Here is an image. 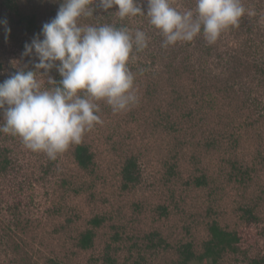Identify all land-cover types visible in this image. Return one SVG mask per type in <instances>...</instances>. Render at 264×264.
Wrapping results in <instances>:
<instances>
[{"label":"rangeland","instance_id":"rangeland-1","mask_svg":"<svg viewBox=\"0 0 264 264\" xmlns=\"http://www.w3.org/2000/svg\"><path fill=\"white\" fill-rule=\"evenodd\" d=\"M16 2L18 12L36 17V28L26 30L0 5V20L11 29L8 34L0 25V82L31 68L21 55L24 45L63 0ZM242 3L255 15L246 14L215 44L201 33L165 48L147 15L122 20L116 8L81 20L146 33L148 47L128 65L138 103L114 113L97 102L102 123L79 143L95 156L90 170L74 160L79 144L53 160L0 132L12 161L0 170V264H105L106 253L116 264H176L182 245L203 251L214 222L241 239L237 252L219 264H251L264 256V0ZM171 4L196 8V0ZM141 5L146 13L144 0ZM52 75L60 79L55 70ZM131 156L138 158L141 178L125 189L122 170ZM203 177L205 184L197 185ZM96 216L105 221L94 246L82 250L78 240ZM153 234L165 242L151 241Z\"/></svg>","mask_w":264,"mask_h":264},{"label":"clouds","instance_id":"clouds-1","mask_svg":"<svg viewBox=\"0 0 264 264\" xmlns=\"http://www.w3.org/2000/svg\"><path fill=\"white\" fill-rule=\"evenodd\" d=\"M144 2L146 13L141 0H63L55 17L24 45L21 55L30 58L31 68H18L0 82V132L19 137L26 148L55 160L102 123L97 102L104 101L114 113L138 103L128 65L135 53L148 47L149 38L126 26L82 25L81 20L97 9L116 8L122 20L147 15L163 34L165 48L191 42L201 33L208 44H215L246 14L255 15L242 0H196L195 11H180L171 0ZM0 25L10 34L7 20ZM42 77L51 87H44Z\"/></svg>","mask_w":264,"mask_h":264},{"label":"trees","instance_id":"trees-1","mask_svg":"<svg viewBox=\"0 0 264 264\" xmlns=\"http://www.w3.org/2000/svg\"><path fill=\"white\" fill-rule=\"evenodd\" d=\"M16 0H0V5H4L10 11H13L19 16L20 24H23L28 31L35 30L36 17L24 16L18 12ZM6 150H2L0 146V170L6 172L7 168L11 167L12 161L10 160L8 153H4ZM74 160L77 165L83 170H90L95 164V156L92 153L89 146L79 144L74 150ZM141 174L139 170L138 158L131 156L127 159L122 170V181L125 189L130 188L140 182ZM205 184V178H200L197 185ZM105 221L102 217H94L91 220L92 228L84 231L77 243V246L82 250H89L94 246L96 239V230L102 226ZM210 238L204 243V249L200 254L194 251L193 245L188 243L182 245L179 248V260L176 264H219L223 257L227 253H235L238 250V244L240 237L236 232H230L222 228L218 223H212L209 226ZM158 237L159 245H162L165 241L159 236V234H153L151 241ZM154 245V244H153ZM156 246V245H155ZM105 264H116V261L106 253ZM251 264H264V256L258 259H253Z\"/></svg>","mask_w":264,"mask_h":264}]
</instances>
